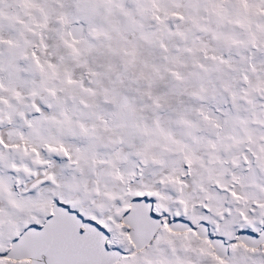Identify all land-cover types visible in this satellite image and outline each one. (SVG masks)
<instances>
[{"label": "snow or ice", "instance_id": "obj_1", "mask_svg": "<svg viewBox=\"0 0 264 264\" xmlns=\"http://www.w3.org/2000/svg\"><path fill=\"white\" fill-rule=\"evenodd\" d=\"M0 264H264V0H0Z\"/></svg>", "mask_w": 264, "mask_h": 264}]
</instances>
